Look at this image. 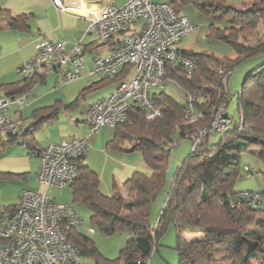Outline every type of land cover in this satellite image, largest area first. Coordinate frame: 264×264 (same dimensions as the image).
<instances>
[{"label": "trees", "instance_id": "obj_1", "mask_svg": "<svg viewBox=\"0 0 264 264\" xmlns=\"http://www.w3.org/2000/svg\"><path fill=\"white\" fill-rule=\"evenodd\" d=\"M185 1L171 0L170 3L177 10L179 4ZM190 1L218 20L231 14L239 16V25H229L221 35L236 54L230 57L181 49L196 59V71L188 76L186 72L166 69V77L200 95L194 106L203 111L205 116L202 119L186 123L184 96L183 100H177L160 93L161 97L153 96L155 103L162 108L159 117L148 120L137 107L131 106L126 120L114 127L115 136L107 146L139 150L150 169V172L136 170L131 174L125 195L116 190L112 196L103 195L97 188L96 173L83 163L84 154L76 160L77 177L70 184L73 201L85 202L91 208L90 221L100 227L103 234L122 231L131 234L117 257H102L95 264H138V261L150 257L153 248L158 250L160 238L170 224L183 222L200 228L202 234L199 238L187 240L176 225L174 248L181 256V264H264V192L258 191L261 202L257 207L245 204L231 207V196L242 175L241 150L250 146L259 148L258 156L264 163V143H261V140L264 141V58L247 75L238 93L239 121L231 129L221 132L222 136L217 142H211L210 133L191 149L174 172L165 206L158 218L153 222L150 217L151 203L166 184L173 141L182 140L187 131L206 125L211 108L228 102V91L223 87V76L218 68L226 63L232 73L242 60L264 56V40L252 31L258 25H264V0H251L252 3L244 7H237L225 0ZM2 17L6 18L11 28L28 27L25 15H13L0 5V20ZM240 36L243 40L239 39ZM45 71L44 65L40 71L1 85L0 92L4 91L6 98L27 94L34 84L44 78ZM58 104L56 102L35 110V121L20 133H8V140L0 141V146L20 138L30 149H36L33 146L34 134L44 123L57 118ZM235 138L244 140L245 145H233ZM121 140L129 145L121 146ZM258 172L264 178V167ZM11 176L14 174L0 172V179ZM16 208L17 205H0V214L11 215ZM61 228L67 240L80 250L82 256L98 255L94 240L80 232L78 226L62 221Z\"/></svg>", "mask_w": 264, "mask_h": 264}, {"label": "built area", "instance_id": "obj_2", "mask_svg": "<svg viewBox=\"0 0 264 264\" xmlns=\"http://www.w3.org/2000/svg\"><path fill=\"white\" fill-rule=\"evenodd\" d=\"M53 3L61 11L87 14L91 19L88 31H96L101 40L113 43L108 54L93 59L94 73L112 78L124 67L132 66L134 69L133 75L120 81L113 92L86 108L84 121L90 134L102 126L115 127L123 123L131 106L137 107L148 120L159 117L162 108L153 100L156 92L151 89H164L167 83L174 84L183 93L186 123L205 116L201 109L194 106L200 95L166 77L167 68L191 76L198 67L195 58L177 47L198 26L179 14L171 3L127 0L123 5H115L112 0H105L97 12H87L78 1L66 4L62 0H53ZM137 23H140L138 29L134 28ZM52 62L65 67L57 75V84L76 79L85 65L82 46L80 43L68 46L64 40L52 42L41 39L36 55L24 62L18 73L20 76L28 75ZM218 72L222 74V84L227 90L231 71L224 63ZM156 95L161 97V94ZM25 96L0 98V109L13 102L22 103ZM209 117L206 125L187 131L183 137L191 140L192 148L205 135L226 131L232 125L222 103L211 108ZM23 130L17 122L0 113V135ZM180 141L174 140L172 146H178ZM87 148L86 139L71 137L34 149L32 154L37 155L40 161L38 181L46 187L57 188L73 184L77 177L76 160ZM250 169L245 166V171ZM260 202V193L251 189L235 191L231 196L232 208L241 204L257 207ZM62 221L74 226L81 223L71 206L54 201L45 191L24 189L16 210L8 218H0L1 264H81V252L67 240L61 228ZM88 232L93 233L94 229L88 228ZM137 263L149 264V258Z\"/></svg>", "mask_w": 264, "mask_h": 264}, {"label": "crops", "instance_id": "obj_3", "mask_svg": "<svg viewBox=\"0 0 264 264\" xmlns=\"http://www.w3.org/2000/svg\"><path fill=\"white\" fill-rule=\"evenodd\" d=\"M62 1L63 3L66 2V4L78 1L83 4L87 12H97L102 4L105 3V0ZM126 1L127 0H112L115 5H123ZM156 1L170 3L171 0ZM187 2L192 1L187 0L179 4L176 11L186 16L194 23L193 19H190L186 14L180 12V6ZM0 5L10 10L13 15H25L28 25L26 29L11 28L7 25L6 18L2 17L0 20V86L15 82L19 79V67L36 55L37 44L41 39H47L52 42L64 40L67 42L68 46L80 43L85 61V65L81 68L80 76L62 85L57 84V75L64 71L65 67L58 66L53 62L51 64H46L44 78L40 82L34 84L30 91L25 94L24 101L22 103H10L4 109H0V113L17 122L25 129L35 121V117L33 116L35 110L49 107L59 102L57 118L44 123L40 129L35 132L33 142L34 148L45 147L50 143L58 142L62 139H69L71 137L86 139L88 148L84 153L83 163L88 165L89 168L96 173L98 177L97 188L106 196H112L115 190L125 195L127 192L126 183L131 174L136 170L150 172V169L143 161L141 155L137 153L140 152L139 150L116 149L107 146V143L115 136V129L113 137L107 134H96L95 136V132L90 134L84 121V113L90 104L113 92L120 81L131 77L134 71L133 67L130 66L120 69L118 74L112 78H106L104 76L98 78L94 76L96 73L93 72V59L98 55L108 54L113 43L101 40L96 31H88L91 19L87 14H79L73 11H61L53 3V0H0ZM197 26L199 28V25ZM139 27L140 23L134 25L136 29ZM224 29L221 30L220 37ZM212 33H216V31ZM183 40L177 47L180 49H187L182 44ZM118 79L119 83L114 88L111 86H104ZM172 85L175 86L174 84ZM155 92V94L163 93L162 96H171L163 91L158 90ZM0 93V98H6L4 96V91ZM73 103H75V105H72ZM8 138L7 134L0 135V141L2 142L8 140ZM105 142L106 145L104 147L103 144ZM125 142L127 141H119L121 146H127ZM32 150L33 149H30L20 138L0 146V172L14 174V176L0 179V205H17L21 192L24 189L45 191L48 194L52 193V191L54 193L57 191V187H46L38 181L37 175L40 161L37 155L32 154ZM111 150L114 151L115 154L111 155ZM97 153L104 154L106 161L112 162L110 167L113 174L111 184H109L108 187L107 181L100 179V173L102 172L92 163ZM261 177L263 178L262 175ZM59 189V191L63 190V188L62 190L61 188ZM51 198L57 202L55 197ZM9 216L8 213L0 214L1 218H8ZM153 222H155V220ZM174 226L175 232H177V227L176 225ZM1 245L2 240L0 239V248ZM152 254L149 257V261ZM96 257L98 260L103 256L98 253Z\"/></svg>", "mask_w": 264, "mask_h": 264}, {"label": "rangeland", "instance_id": "obj_4", "mask_svg": "<svg viewBox=\"0 0 264 264\" xmlns=\"http://www.w3.org/2000/svg\"><path fill=\"white\" fill-rule=\"evenodd\" d=\"M225 1L237 7H244L252 3L251 0ZM180 12L186 14L190 19H193L194 23L199 25V28H197V30L190 32V34H188V36L183 40L182 44L184 47L189 50L214 52L221 56H235L236 53L233 48L219 35L221 30L224 29L226 26H229L231 24L239 25V16L231 14L228 16V18L218 20L213 18L210 14L200 11L192 2H187L180 6ZM213 31H216V33H212ZM252 31L255 36L261 35V40H264V25L260 24ZM239 39L243 40L241 36L239 37ZM250 43L252 44L253 42L250 41ZM263 58L264 56L259 55L242 60L234 67L229 77L226 88L228 91V102L227 104H222L226 106V114L231 118L232 125H234L240 119V114L238 111V93L241 90L242 84L247 75L263 61ZM94 76H97L98 78L103 77V75L97 73L94 74ZM118 83L119 79L114 82H109L104 86H111L114 88ZM156 90L158 89H151L152 92ZM159 91H163L164 93L173 96L177 100H183V93L181 92V90H179L177 86H173L171 83H167L166 87L164 89H160ZM232 125L229 129L232 128ZM113 133L114 127L103 126L101 129L95 132L94 135L96 136V134H107L113 137ZM221 136V132H214L211 135L210 140L211 142H217L221 138ZM106 142L103 144L104 147L106 145ZM125 143L129 145L128 142ZM178 143V146L173 147L169 154V165L167 168L166 184L164 186V189L157 195V197L151 203L150 217L153 221H156L162 208L164 207L166 196L170 190L173 175L176 168L182 163L185 156L189 152H191L192 149V142L189 139L185 138ZM232 144L241 147L245 145V141L239 138H235ZM110 152L112 153H110L111 155L115 154L112 150ZM137 153L141 155V152ZM258 154L259 148L255 146H250L247 149L241 150L242 175L236 182V192L238 190H241L240 188H250L254 191L264 192V181L261 177L262 174L261 172H258L264 167V163L262 159L258 156ZM110 162L111 161L107 162L106 158L104 157V154L100 153L95 154V157L92 160V163L97 166L100 172H102L100 173V179L107 181V187L109 186V184H111V178L113 174L110 167L112 162ZM247 165L251 167L252 170L250 169V171H245V166ZM62 188V191H59V188L57 189V191L54 190L55 193L52 191V193L49 194L50 197H55L57 202L67 204L77 212L81 220V223L78 225V230L94 240V243L100 255L109 259L117 257L119 251L125 245L126 241L131 238V234L128 231L115 232L111 235L103 234L100 227L95 224H92L90 221L91 208L85 202L73 201L72 189L69 185L65 186V188ZM262 206L264 207V202H262ZM176 225H178V229H181L183 237L187 240L199 238L202 234L200 228L196 226H191L188 223L183 222L177 223ZM89 227H92L94 229L93 233L88 232ZM175 242V226L173 224H170L165 230L164 234L161 236L158 250L154 251V253L152 254L149 264H181V256L179 252L174 248ZM96 261V256L93 257L90 255H83L81 258V264H95Z\"/></svg>", "mask_w": 264, "mask_h": 264}, {"label": "water", "instance_id": "obj_5", "mask_svg": "<svg viewBox=\"0 0 264 264\" xmlns=\"http://www.w3.org/2000/svg\"><path fill=\"white\" fill-rule=\"evenodd\" d=\"M261 143H264V141H263V140H261Z\"/></svg>", "mask_w": 264, "mask_h": 264}]
</instances>
